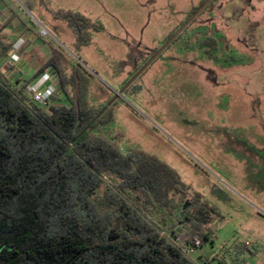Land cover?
<instances>
[{"label":"rangeland","instance_id":"rangeland-1","mask_svg":"<svg viewBox=\"0 0 264 264\" xmlns=\"http://www.w3.org/2000/svg\"><path fill=\"white\" fill-rule=\"evenodd\" d=\"M46 1L54 11L82 13L103 31L78 49L72 31L53 20L40 0H12L11 8L36 27L23 36L15 21L10 31L0 29V40L33 41L30 63L36 70L45 59L34 46L47 44L60 53L68 74L71 65L81 68L93 105L115 99L114 131L124 134L123 146L157 155L220 210L216 238L202 250L226 264H264V0H212L166 48L206 0ZM7 12L0 8V28ZM42 26L48 38L40 36ZM208 38L217 41L212 55L219 59H210L208 47L203 49L201 42ZM0 78L16 92L25 93L29 84L18 80L15 88L1 72ZM55 84V106L68 105L59 79ZM108 187L106 181L100 197ZM173 229L180 244L191 240L179 226Z\"/></svg>","mask_w":264,"mask_h":264},{"label":"trees","instance_id":"trees-1","mask_svg":"<svg viewBox=\"0 0 264 264\" xmlns=\"http://www.w3.org/2000/svg\"><path fill=\"white\" fill-rule=\"evenodd\" d=\"M40 1L72 31L78 49L104 29L80 12L54 11ZM201 45L219 59L212 55L215 39ZM9 48L0 43V58ZM62 61L52 49L34 75L54 69L67 96L68 105L49 112L0 78V264H193L173 244L179 236L173 226L203 246L213 243L220 210L157 155L125 148L124 134L114 131L116 104L93 105L85 73L71 65L68 74Z\"/></svg>","mask_w":264,"mask_h":264},{"label":"crops","instance_id":"crops-1","mask_svg":"<svg viewBox=\"0 0 264 264\" xmlns=\"http://www.w3.org/2000/svg\"><path fill=\"white\" fill-rule=\"evenodd\" d=\"M11 1L12 0H8V2H7V0H0V8H2V7L8 8V12H7L8 17L4 20L0 29L2 31H10L12 23H14L15 21H18V25L23 29V33H22L23 36L33 34L34 33L33 27L31 26V24L29 22L25 21L15 9L11 8V6L9 4V3H11ZM15 13H16L17 17L13 21H11L10 18ZM18 18H20L23 21L24 25L20 24V20ZM3 39L4 40H0V43H3L2 41H4V43H6V45H9L10 48L6 52L5 56L1 57L2 59L0 60V69L3 67L2 65L7 59H13L14 64L10 69L3 68L0 72L7 79V81L11 82L13 87L19 86L20 83L18 82V80L19 81L20 80L26 81L27 79L34 77V75L38 72V70L45 64V62L50 57L51 50L55 49L53 47H49L48 44L44 45V46L42 45V46H40V48L38 47L40 50L37 49L36 46H34V49L32 48L34 50V52L36 50V52H38L39 56L42 57L43 59H45L42 66H40L36 70L32 66V64L30 63L31 62L30 59H32V56L30 55V51H31L30 49L34 43L33 41L29 40L28 38H22L26 42L23 53H22V55H19L17 57L12 58L13 57L12 46L20 38H3ZM204 48L205 47H203V49ZM47 70H50V68L45 69L43 72H45ZM55 76L58 77L56 75V73H55ZM35 78L36 77H34L31 81H33ZM191 260L193 262L207 261L211 264H219V261H223V260H219V258L216 257L215 254L210 255L208 252H206V251L204 252L202 250V248L199 250H196L194 252L193 256L191 257ZM246 264H253V262L252 263L246 262ZM255 264H260V262L259 263L256 262Z\"/></svg>","mask_w":264,"mask_h":264},{"label":"built area","instance_id":"built-area-1","mask_svg":"<svg viewBox=\"0 0 264 264\" xmlns=\"http://www.w3.org/2000/svg\"><path fill=\"white\" fill-rule=\"evenodd\" d=\"M40 36L42 38H48L50 36V32L45 28H40ZM26 45V42L24 39L20 38L18 39L15 44L12 46V53L13 57H17L19 55H22L24 47ZM5 61V60H4ZM14 62L13 59H7L3 63V67L0 69V71L3 68L10 69L13 66ZM56 79L58 77L55 76L54 69L47 70L43 73H41L39 76H37L33 81H31L29 84L25 86L24 89V96L29 99V102L31 104H34L41 108L42 110L49 112L51 107H58L55 106L54 102L58 97V89L55 84ZM162 236H166L165 233H162ZM179 237L177 240L173 243L180 251L181 253L189 259L191 262V257L193 256L194 252L196 250H199L202 248L203 243L200 238H194L193 240H189L188 242H185L184 244H180ZM193 264H211L207 261H201V262H193Z\"/></svg>","mask_w":264,"mask_h":264},{"label":"water","instance_id":"water-1","mask_svg":"<svg viewBox=\"0 0 264 264\" xmlns=\"http://www.w3.org/2000/svg\"><path fill=\"white\" fill-rule=\"evenodd\" d=\"M211 1L212 0H208L187 22H186V24L171 38V40L166 44V46H165V48L167 47V46H169L177 37H178V35L179 34H181L182 32H183V30L194 20V18H196L210 3H211ZM31 15H32V13H31ZM32 18L35 20V18H34V16H32ZM36 21V20H35ZM164 48V49H165ZM163 49V50H164ZM163 50H160V51H158L156 54H155V56L150 60V62L145 66V67H143L133 78H132V80L129 82V84H128V86L131 84V83H133L145 70H146V68L154 61V60H156L160 55H161V53L163 52ZM115 101V99L114 100H112L108 105H107V107L105 108V109H107V108H109L111 105H112V103ZM188 206H189V204L188 203H186L185 204V206H184V210H187V208H188Z\"/></svg>","mask_w":264,"mask_h":264},{"label":"flooded vegetation","instance_id":"flooded-vegetation-1","mask_svg":"<svg viewBox=\"0 0 264 264\" xmlns=\"http://www.w3.org/2000/svg\"><path fill=\"white\" fill-rule=\"evenodd\" d=\"M141 69H142V68H141ZM141 69H140V70H141ZM140 70H139V71H140ZM139 71H137V72L135 73V75H136ZM144 72H145V71H144ZM144 72H143V73H144ZM143 73H142V74H143ZM142 74H141V75H140L135 81H137V80L142 76ZM135 75H134V76H135ZM134 76H133V77H134ZM133 77H132V78H133ZM132 78H131V80H132ZM131 80H129V81L124 85V87L126 86V88L123 89L122 93L127 92V91L129 90V88L135 83V81H134V82L131 83L129 86H127L128 83H129ZM111 101H112V100H111Z\"/></svg>","mask_w":264,"mask_h":264}]
</instances>
